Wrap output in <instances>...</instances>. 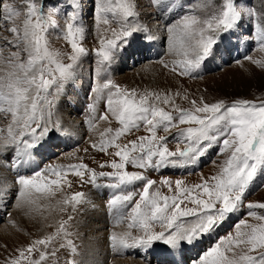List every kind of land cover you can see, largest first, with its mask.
Returning a JSON list of instances; mask_svg holds the SVG:
<instances>
[{"label":"snow or ice","instance_id":"snow-or-ice-1","mask_svg":"<svg viewBox=\"0 0 264 264\" xmlns=\"http://www.w3.org/2000/svg\"><path fill=\"white\" fill-rule=\"evenodd\" d=\"M149 3L162 16L161 28L166 33L168 53L182 56L173 62L171 68L180 76L196 74L206 60L218 55L226 34L234 33L242 22L251 25L252 31L247 39L255 41L258 50L264 52V10L246 5L243 0H222L221 6L209 9L208 13L200 9L195 0H149ZM19 4L23 5V15L17 0H0V29L8 33L7 36L0 33V49L7 47L11 50L7 57L9 70L0 75V113L11 117L7 134L0 136V168H8L13 173L22 163L30 161L32 150L51 131L63 130L55 109L67 85L74 82L79 62L88 51L81 43L86 28L80 23L79 0H62L56 6L45 3V0H19ZM136 8L135 0H95L98 22L108 25L109 20L102 18L103 14L112 13L116 17L119 13L120 24L119 30H111L112 38L100 39L96 53L97 81L132 35L143 33L145 40L152 43L154 37L150 29L140 23ZM174 12L178 14L175 19ZM205 15L208 18H202ZM129 18L133 20L130 22ZM61 20L64 21V38L70 45V53L50 51L46 41V33L49 29L61 28ZM61 56L68 62H61ZM245 59L264 68V61L251 56ZM163 66L168 68L167 63ZM105 90L106 110L120 127L105 129L100 134V141L92 143L91 147L118 158L100 164V168L108 167L112 171L96 172L80 163L68 169L47 166L30 176L15 175L11 183L0 177V208L6 206L12 185H15L14 207L18 211L24 210L31 218L37 207L32 199L33 191L54 197L62 190V174H74L93 186H98V179L106 178L114 181L105 185L113 189L144 182L138 193L139 199L127 213L131 220L128 228H138L143 235L112 233L109 240L113 248H140L146 254L155 242H162L170 252H179L185 246L192 247L205 237H212L230 214L247 208L246 216L257 223L241 219L235 225L234 235L230 233L220 238L192 264H264V215L255 211L264 210V203H244L247 189L258 171L264 168V101L236 99L227 103L220 99L208 103L201 98L199 103L192 101L191 110H185L177 107L167 93L145 91L138 95L136 90H123L108 80L102 84L97 82L91 88L93 102L86 106L89 113L97 111L101 93ZM160 103L171 104L172 109L165 110ZM99 119L107 120V115H100ZM88 124L91 130L92 121L89 120ZM142 126L146 135L125 144L118 142ZM158 129H162L165 135H157ZM173 134L177 141L174 151L167 146L168 137ZM217 145L218 154L230 153L219 165V174L191 186L177 179L174 189L172 181L163 179L159 183L171 194L164 195L159 189L150 191L156 181L147 178L148 170L196 166ZM9 152L12 159L4 160ZM129 165L138 170L128 171ZM134 195L133 191H127L108 201V205L118 211L117 223L124 218L123 210L133 201ZM82 197L83 194L77 192L70 200L57 201L58 211L66 212L67 209L59 205L71 203V211L75 213L76 205L84 203ZM73 219V215H68L58 224L48 225L54 228L53 232L19 249L17 256L7 260L6 264H61L62 252L66 254L63 264H82L77 259L80 252L75 242L79 233L69 230ZM156 226L158 231L154 230Z\"/></svg>","mask_w":264,"mask_h":264},{"label":"rangeland","instance_id":"rangeland-1","mask_svg":"<svg viewBox=\"0 0 264 264\" xmlns=\"http://www.w3.org/2000/svg\"><path fill=\"white\" fill-rule=\"evenodd\" d=\"M135 2L137 5L136 11L140 14V23L146 25L147 28L150 29L151 35L154 39L160 41L161 43L159 45L152 43V49L150 50L148 47L149 43L145 40L143 33H136L132 35L131 38L128 39L127 45L124 47L123 51L119 52V56L121 57L115 55L113 60L110 62V65H106L108 70L103 73L99 81H97L95 69L97 68L98 56L96 53L100 47V39L102 37L106 39L112 38L111 30L113 28L119 30V13H117L116 17H113L112 13L103 14L102 18H107L109 20V24L104 25L96 19L95 0H79L81 15L80 23H82L86 28L85 38L81 43L88 51L87 55L81 58L79 62V68L77 69L75 79L84 77V81L78 85L79 89L77 91L75 84L72 85L73 82H70L67 85L65 92L60 96L59 100L62 101V98H66L67 100L75 102L77 101V97H80L77 95V93L79 94L80 92L82 94L83 104L81 103V105L78 106L77 111H74L73 106L66 103L67 100L65 102L62 101V106L58 102L59 105L57 106L60 108L56 106L57 108L55 109V112L58 113L56 114V118H59L60 122H62L61 125L65 126V123H70L71 128L72 122L69 121V119L77 121L79 123L78 128L80 130H78V128L76 130L80 131V137L78 136L79 138H76L75 141H71L74 143L67 147L62 140H58V145L51 144L52 146L50 148H56L54 150L55 152H51V150L46 149L47 146H44V141L47 139H45L42 143L41 149L39 150H44L42 156L34 155V159H36L39 165L37 170H42L47 166H57L68 169L70 166L84 163L96 172L112 171L108 167L103 169L100 168V164L110 163L115 157L95 151L91 147L92 143H98L100 141V134L103 133L105 129L112 128L115 130L120 127L115 118L112 117L106 110L107 90H105L104 93H101V99L97 104V111L95 113L88 112L86 106L93 102L91 88L94 87L97 82L102 84L111 80L115 85L119 86L123 90H136L138 95L144 93L145 91H153L161 94L167 93L172 96L177 107L185 110H191L192 101L195 100L199 103L201 98L208 103L216 102L220 99L225 100L227 103H231L236 99H247L256 103L264 101V68L253 65L245 59L246 56H251L255 60L264 61V52H260L258 50V44H256L255 41H249L247 39L248 35L252 31L250 24L242 22L234 33L226 34L225 38L228 37L231 47L229 48L228 44L225 45L221 43L219 54L206 60L196 74L192 76H180L177 73L172 72L171 68L173 66V62L182 59V56L176 55L175 53H168L166 33L161 28V25L163 24L161 14L158 13L156 8L149 3V0H135ZM195 2L200 5V9H202L205 13H208L209 9H215L222 4V0H195ZM45 3L56 6L57 4L62 3V0H45ZM243 3L252 6L257 10H264V0H243ZM17 4L21 8L23 15V5L19 4V0H17ZM177 15L178 14L175 13L173 15V19H175ZM202 18L208 17L205 15ZM129 19L130 22L133 20V18ZM60 23L61 28L49 29L46 33V41L50 51L70 53V45L64 38L66 35V31L64 30V21L61 20ZM0 33L5 36L8 35V33L3 32L2 29H0ZM157 37H159L160 40H158ZM244 43L246 45V49L242 52L241 46ZM240 47L241 53H239ZM10 51L11 50L7 47L0 49V75H5L9 70L7 67V57L9 56ZM150 52L157 55L149 56ZM143 54H145V57H143ZM59 59L63 63L68 62L63 56L59 57ZM164 63L168 64V68L163 66ZM106 77H108V79ZM81 84L83 85L82 90L80 89ZM73 89L74 93H72ZM112 90L115 91V89ZM185 96L187 99L184 98ZM159 106L164 107L165 110L169 111L172 109L171 104L163 105L160 103ZM67 109H69V111ZM63 110L68 111V114H61ZM100 115H107V120H100ZM89 120H91L93 124L91 130L86 129V126H84V123L87 124ZM10 121V114L5 116V114L0 113V136L7 134L6 129ZM181 127H186V125H182ZM62 131H64V129ZM62 131H51L48 134V136L51 135L52 137L50 140H52V142L55 141V139L61 135L59 133H63ZM146 134L147 133L144 131L142 126L139 131H133L131 134L121 137L118 142L125 144L130 140L136 139L138 136ZM157 135H165V133L162 129H158ZM167 146L170 150L174 151L176 149L177 141L174 139V134L173 136L168 137ZM180 146L183 147L184 145L181 144ZM86 149L87 151H85ZM109 151L114 150L109 149ZM10 153L11 152L8 153V156L5 155L6 157L4 156L3 159L9 160L10 156H12ZM218 153L219 145L214 146L211 150H209L206 155L200 159L196 166H188V168L185 167L177 169L166 167L160 169L159 171L148 170L146 173L147 178L156 181V184L153 185L150 191L159 189L164 195L171 194L169 193L167 187H164L159 183L163 179L172 181L174 189V182L177 179L184 181L185 185L191 186L196 183H200L202 180L209 179L213 175L219 174V165L227 159V156L230 153ZM31 167V164L28 166L22 164L18 174L13 172H10L11 175L8 174L9 178L7 181L9 183L14 181L16 178L15 175H33L34 173H25L26 170L32 171L33 169H31ZM127 170L137 171L138 169H134L129 165L127 166ZM112 182L114 181H110L106 178H100L98 179L97 184L107 185ZM61 183L62 190L57 192L54 197H47L33 191L32 199L36 201L37 207L32 212V216L33 218L35 217L34 220L42 223L36 227L37 230H31V226L29 227L30 224H25L20 221V218L16 217L17 214L15 213L18 211L14 207L16 186L12 185L13 189L8 195L6 206L2 208V210L0 208V264H6L7 260L15 258L18 254V250L26 248L31 241L42 238V236L53 232L54 228L48 227V225H56L61 220H66L68 215L74 216V219L70 222L69 230L79 233L75 242L79 246L80 252L77 259L82 262L86 261V254H91L89 252H83L85 249L84 241L86 238L95 239L98 234L105 233L107 239L103 238V240L107 243L109 242V236L112 233L123 234L125 232H131L133 236L143 235L142 231L138 228H128V224L131 223V220L127 218V213L130 212L135 201L139 199L138 193L142 191L144 182H136L135 184L125 188L122 186L124 190H121L122 188L115 189L114 195L126 194L127 191H133L135 193L133 201L127 204L125 208L126 210L123 211L124 218H122L123 221L121 227H119L120 225L112 223L114 217L110 212L112 211V208L108 205V201L114 195L110 199H107V194L101 196L99 195L98 198V193L89 189L91 186L93 187L90 182H83L79 177L71 173L67 175L62 174ZM77 192L83 194L82 199L84 200V203L76 205L77 211L75 213L71 211V203L68 205H59V207L66 208V212L58 211L57 201H63L66 198L70 200L71 196ZM91 193L95 196L94 200L89 199V195H91ZM95 203L98 204L97 206L101 207L103 204L102 208L104 210V214L106 215L107 213V216L103 218L105 223H107L105 228H100L101 224L99 222L101 221L99 220L97 221L93 219L88 221L85 219L87 209L95 205ZM244 203L245 205L247 203H264V168L258 171L257 176L247 189L244 197ZM247 211L248 209L244 208L241 212L230 214L232 218L228 221V223L227 221L223 222L222 227H220L212 237H205L202 241H200L201 245H196L198 246V249L195 253L189 250L191 248L184 247L183 251L189 250L184 253V257H186L185 264H192V261L196 259L199 254H202L203 251L214 246L220 238L225 237L230 233L234 235L235 225L241 219L246 220L248 223H257V221L253 218L246 216ZM255 211H257L258 215H264V210L262 209H255ZM102 214L101 216H103ZM25 217L28 218L29 215H26ZM34 220H31V222ZM22 225L25 227L28 226V230ZM86 225H91L90 228H94L96 232L94 230L90 233L89 230L83 231V228ZM154 230L158 231L159 227L156 226ZM155 244H157V242H155ZM156 246L163 249V253H170L164 244L160 243ZM104 247L105 250L108 251L105 264H115V261H120L121 259L128 261L122 262L121 264H134L136 261L140 264H165L158 262L160 257L158 255H161L162 252L159 253L157 250L150 254V256L154 255L152 260L144 261V258L136 256L138 255L137 252L135 255L133 249L122 250V254H112L113 247L108 249V245L105 243ZM96 250L100 251L99 248H96ZM60 255L62 258L61 264H63V257L66 254L62 252ZM88 264L92 263L89 262ZM94 264L98 263L94 262Z\"/></svg>","mask_w":264,"mask_h":264},{"label":"bare ground","instance_id":"bare-ground-1","mask_svg":"<svg viewBox=\"0 0 264 264\" xmlns=\"http://www.w3.org/2000/svg\"><path fill=\"white\" fill-rule=\"evenodd\" d=\"M152 12V11H151ZM175 14V12L173 13V15ZM131 38V37H130ZM157 39L158 40H160V38L159 37H157ZM152 43L153 44H157V45H159L161 42L160 41H157L156 39H153V41H152ZM152 43H149V45H148V47L150 48V50L152 49L151 48V45H152ZM222 44H225V45H227L228 44V47L230 48L231 47V44H230V42H229V39H228V37H226V38H224L223 40H222V42H221ZM138 45V44H137ZM242 47V52H244V50L246 49V45H245V43L241 46ZM241 47H240V49H239V53H241ZM237 50V49H236ZM159 53V52H158ZM116 56H119L120 55V53L118 52L117 54H115ZM149 55V54H148ZM154 55H157V54H154L153 52H150V55L149 56H154ZM119 57H121V56H119ZM143 57H145V54H143ZM224 59H225V57H224ZM118 66V65H117ZM107 79H108V77H106ZM80 81V82H79ZM84 81V77H82V78H78V79H75L74 80V82L72 83V85H74L75 84V88H76V91L79 89L78 87V85L81 83V82H83ZM82 84H81V90H82ZM86 90V89H85ZM67 92V91H66ZM72 93H74V89H73V92ZM67 95V94H66ZM77 95L78 96H80L79 98L77 97V101H75V102H73L72 100H67L66 98H62V101H66V103H68V104H70V105H72L73 106V109H74V111H77V109H78V106H80L81 105V103L83 102V98H82V94L79 92V94L77 93ZM78 100H79V102H78ZM62 101L61 100H59V104H61L62 103ZM85 103V102H84ZM58 104V105H59ZM83 104V103H82ZM86 104V103H85ZM61 106H62V104H61ZM58 107V106H57ZM56 107V108H57ZM58 108H60V107H58ZM68 111H69V109H67ZM68 111H62L61 112V114H65V115H67L68 114ZM56 114H58V113H56ZM76 115V114H75ZM69 121H71L72 122V126H71V128H70V123H65V126L64 125H62V129H64V131H62L63 133H59V134H61L60 136H58V135H56V136H58L57 137V139H55V141H53L52 142V140H50V139H52V137H51V135L50 136H47V140H45L44 141V146H47L46 147V149L47 150H51V152H55L54 150L56 149H54V147H52V148H50L52 145L51 144H57L58 145V143H59V141H63L64 142V144H65V146L67 147V146H69V145H71V144H73L74 142H71V141H75L76 140V138H79L80 137V131H78V130H80L79 128H78V126H79V123L77 122V121H73V120H71V119H69ZM61 124H62V122H61ZM99 125H101V124H99ZM84 126H86V129H89V124L87 123V124H85L84 123ZM64 127V128H63ZM75 128V129H74ZM78 128V130H76ZM1 132V131H0ZM54 135V134H53ZM79 136V137H78ZM55 137V136H54ZM48 140H50V141H48ZM59 140V141H58ZM67 141H68V143H67ZM43 143V142H42ZM42 143L39 145V146H37L36 148H34L33 150H32V156H31V159H30V161L29 162H25V163H22V164H25L26 166H28V165H30L31 164V169H33L32 171L31 170H26V172L25 173H34L38 168H39V165H38V162L36 161V159H34V155H37V156H42V153L44 152V150H41V151H39L40 149H41V146H42ZM45 149V148H44ZM10 154H12V153H10ZM7 156H8V154H7ZM6 157V156H5ZM12 159V156H10V159L9 160H11ZM21 164V165H22ZM21 165H20V167H21ZM20 167H19V169H20ZM30 168V167H29ZM171 168V167H170ZM18 169V171L15 173V174H18L19 173V170ZM177 169V168H176ZM12 173V171L10 170V169H8V168H0V177H3V178H6V180L9 178L8 177V174H10L11 175V173ZM125 188V187H124ZM124 188H122L121 190H124ZM89 189H92V190H94V191H96V193H98V198H99V195L101 196V195H106L107 194V199H110L113 195H114V192H115V189H113V188H109V187H106L105 186V184L104 185H100V184H98V186H93V187H90ZM89 199H95V196L91 193V195H89ZM95 202H97V201H95ZM92 204H94V203H92ZM98 204L97 203H95V205H93V206H91L90 208H92V209H87V211H86V214H85V219H87L88 221L89 220H93V219H95V220H99V221H101V222H99L100 224H101V229L102 228H105L106 227V224L107 223H105V220H103V218H105L106 216H107V213H106V215L104 214V210H103V204H102V207L101 206H97ZM125 208H126V206H125ZM124 208V210H126ZM1 210H2V208H1ZM123 210V211H124ZM93 211H95V212H93ZM110 211V210H109ZM111 212V214H113V220H112V223H114V224H117V225H120L119 227H121V225H122V219H120V222L119 223H117V219H118V211L116 210V209H113L112 208V211H110ZM103 213V214H102ZM15 214H17V216L16 217H18V218H20V221L21 222H23V223H25V224H30L29 225V227L31 226V230H37L36 229V227L37 226H39L40 224H42L40 221L38 222L37 220H34L35 219V217L33 218V216L31 217V219H30V217H28V218H26L25 216H26V212L24 211V210H21V211H17ZM101 214L103 215V216H101ZM111 214H110V216H111ZM34 216H36V215H34ZM232 218V216H230L226 221H227V223H228V221L230 220ZM84 219V220H85ZM31 220H34L33 222H31ZM23 226V225H22ZM91 226V225H90ZM90 226L89 225H86L83 229V231H88L89 230V233L92 231V230H94V228H90ZM23 227H25V226H23ZM25 229H27L28 230V226H26L25 227ZM97 230V229H96ZM30 231V230H29ZM95 231V230H94ZM114 231V230H113ZM96 232V231H95ZM116 232V231H115ZM83 233V232H82ZM106 234L105 233H100V234H98L97 235V237H95V239H90V238H86L85 239V241H84V250H83V252H89V253H91L90 255H88V254H86L87 255V258H86V261L85 262H82V264H88L89 262L90 263H92V264H94V262H96V263H98V264H105V259H106V256L108 255V251H106L105 250V247H104V243L105 244H107L108 245V249H110V248H112V246H111V242H110V240H109V242H105L104 240H103V238H106V236H105ZM15 236V235H14ZM94 236V235H93ZM89 237V236H88ZM107 239V238H106ZM160 243H162V242H157V244H153L152 245V247L151 248H149L148 250H147V253L145 254V252H144V250L143 249H140V248H132L133 249V251L135 252V255H136V252L138 253V255H136V256H139V257H141V258H144V261H146V260H148V261H150V260H152L153 259V256L154 255H151L150 256V254H152V253H154L156 250L159 252V253H161L162 252V250L163 249H161V248H159V247H157L156 245H159ZM197 244H200L201 245V243L200 242H198ZM197 244H195L194 246H192V247H187V246H185V248H191V249H189V250H191L193 253H195L196 252V250L198 249V246H196ZM199 245V246H200ZM92 246H93V248H92ZM166 246V245H165ZM210 246V245H209ZM167 247V246H166ZM96 248L98 249H100V251H98V250H96ZM168 249V248H167ZM122 250H130V249H116L115 250V248H113V253L112 254H114V253H121L122 254ZM189 250H186V251H183V249L181 250V251H179V252H175V253H172V252H170L169 254H166V253H161V255H158V256H164V257H159V260H158V262H162V263H167V264H173V263H176V264H185V262H186V257H184L185 256V252H188ZM111 254V255H112ZM117 255V254H116ZM189 255V254H188ZM129 259H133V258H129ZM141 260V259H140ZM142 261V260H141ZM122 262H128V261H124L123 259H121L120 261L119 260H117V261H115V264H121ZM130 262H133V261H130ZM134 264H140L139 262L137 263V261L134 263Z\"/></svg>","mask_w":264,"mask_h":264}]
</instances>
